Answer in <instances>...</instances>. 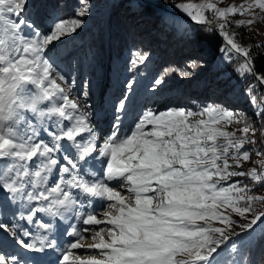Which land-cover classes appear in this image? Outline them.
<instances>
[{
	"label": "snow or ice",
	"instance_id": "snow-or-ice-1",
	"mask_svg": "<svg viewBox=\"0 0 264 264\" xmlns=\"http://www.w3.org/2000/svg\"><path fill=\"white\" fill-rule=\"evenodd\" d=\"M27 5L28 0H0V161H4L0 163V215L4 217L0 218V241H11L31 253L63 247L55 237L48 238L51 220L43 215L66 219L70 213L82 226L111 227L96 230L70 224L71 231L64 235L75 239L69 240L57 264H69L70 258L71 264H213L221 245L240 256H234L231 264H244L250 254L238 252L236 242H230L236 221L220 209L230 208L243 219L252 211V202L264 198L250 195L249 186H241L240 181L228 186H221V181L248 176L259 184L264 175H258L256 169L229 171V159L249 161V150L241 152V148L254 141L246 137L233 140L234 133L216 125L243 123L246 117L215 106L198 113L183 108L150 109L130 135H121V117L127 111L125 96L115 108L113 131L98 147L87 102L81 107L78 99L69 98L57 79L51 78L55 68L45 56L49 45L75 33L83 21L55 22L45 33L28 18L31 10ZM257 6L264 9V0H257ZM176 7L197 24L207 23L206 9L215 10L219 18L235 13L233 8L220 11L211 3ZM86 13L85 7L79 14ZM224 39L231 50L246 58L238 71L251 72L249 51L227 34ZM137 59L145 57L134 54L133 65ZM161 83L160 79L154 81L155 85ZM45 102L48 106L41 107ZM197 114H206L208 119L189 123V117ZM148 125L151 130L146 131ZM41 129L49 140L39 138ZM241 131L248 134L250 125ZM219 137L227 143H217ZM231 149L235 154L229 156ZM105 181L123 183L110 186ZM119 187L125 188L127 195L118 191ZM95 200L110 202L103 219L95 211H84ZM25 207L27 212L21 211ZM262 215L239 227L242 231L253 229L258 221L264 223ZM34 230L45 234L33 239ZM85 232L93 233L95 242L89 248L98 250L97 254L84 253L86 259L73 253L83 247ZM0 264H22V257L0 248ZM249 264L256 262L249 260Z\"/></svg>",
	"mask_w": 264,
	"mask_h": 264
},
{
	"label": "rangeland",
	"instance_id": "rangeland-1",
	"mask_svg": "<svg viewBox=\"0 0 264 264\" xmlns=\"http://www.w3.org/2000/svg\"><path fill=\"white\" fill-rule=\"evenodd\" d=\"M128 1L132 8L122 14L127 10L122 5L121 12L115 13L117 16L114 17L113 6L119 4L121 0H63L56 4L46 0H28L27 7L31 10L28 18L35 20L45 33L52 30L55 22L71 19L83 21L75 33L62 37L61 40L53 42L45 49V56L50 59V63L56 67L66 65L75 75L84 71L80 69L82 67L80 58L86 64V72L83 75L85 79H80L82 84L80 87L72 88L70 75H67L65 92L69 98L78 99L81 107L86 101L89 106L86 111L93 116L96 114L103 117L107 135L113 131L112 123L117 114L115 108L125 96L128 97V100L124 101L127 111L121 117L120 128V133L123 131L125 135H130L135 124L150 109L159 112L170 108H183L198 113L206 106H215L233 110L235 113L243 114L246 117L245 121L227 125L221 123L216 127L221 131L234 133L231 137L233 140L246 137L248 141H254V143H244L241 148V152L249 150V161L229 159V171L247 173L256 169L258 175H264V131H262L264 129V82H262L264 75L259 77L255 73L253 63L251 72H239L238 69L243 67L246 58L231 50V46L224 39V34H227L240 47L248 50L247 59L251 62L259 56H264V9L257 6V0H149L152 7L149 12L143 10L138 0ZM189 3L195 5L211 3L220 11L233 8L235 13L219 18L215 10L206 9L204 15L207 23L199 25L186 19L187 14L176 7ZM69 7L73 9L70 10ZM85 7L87 13L81 16L79 13ZM44 8L47 9L46 13ZM221 24L224 25L223 29L220 28ZM111 28L124 33L123 37L129 38V43L127 39L118 40L119 34L114 32L110 40L109 29ZM103 36L105 40L107 36L108 42L105 46ZM214 39L222 43L217 58L215 55L218 51L212 47ZM115 41L119 45L117 48L114 47L112 52L111 42ZM65 53L69 54L62 59ZM136 53L143 55L145 59L143 61L137 59L136 64L133 65L132 60ZM116 57L123 60L121 70H119L120 65L117 67ZM74 58L78 61L71 60ZM172 59L179 64L172 63ZM65 60H68L67 63L63 62ZM107 61L115 63L119 74L121 86L117 89L115 83L105 77L95 80L96 76L103 74ZM149 68L151 69L147 74L146 71ZM98 71L100 72L97 73ZM111 72L112 70H108V76ZM183 73H189V75H183ZM257 78L263 85L259 84ZM156 79H160L162 83L155 85ZM100 81L102 86L98 88ZM129 84L132 85L131 90L128 88ZM142 86H145L144 89ZM100 87L102 91L111 90V97L98 98ZM95 90H97L96 96H94ZM84 92L88 93L87 97L83 96ZM95 97L97 102H94ZM145 97H148L146 101L140 100L146 99ZM142 103H144L143 106ZM201 119L207 120L208 117L206 114L204 116L197 114L189 117L188 122L196 124ZM246 124L250 125L248 134L241 131ZM145 130H151V125H148ZM217 143L226 144L227 141L219 137ZM233 154L235 150L231 149L229 156ZM218 163L222 164L223 161ZM236 181H240L241 186L247 184L251 189L250 195L264 198V182L257 184L248 176L228 178L221 181V186H228ZM114 183L116 185L123 182L114 181ZM117 190L127 195L125 188L119 187ZM251 208L252 211L246 213V218L243 219L233 213L230 208L220 209L223 214L236 221L231 228L230 242H236L238 252L242 253H245L243 246L249 244L260 230L264 229V223L261 221L257 222V225H260H255L257 227L253 226V229L248 231H242L239 227L240 223H247L255 215L264 213V199L254 200ZM99 218L103 219V214L99 215ZM261 220L264 221V215L261 216ZM199 223L203 225V222ZM212 223L213 226L225 227L219 222ZM101 227L110 228L111 225L102 224ZM105 239H107L106 234ZM94 242L87 237L85 244L91 245ZM95 251L91 250L87 253L97 254L98 250L95 249ZM214 255L213 264H231L234 256L240 259V256L231 252L227 245H221L218 254Z\"/></svg>",
	"mask_w": 264,
	"mask_h": 264
},
{
	"label": "trees",
	"instance_id": "trees-1",
	"mask_svg": "<svg viewBox=\"0 0 264 264\" xmlns=\"http://www.w3.org/2000/svg\"><path fill=\"white\" fill-rule=\"evenodd\" d=\"M47 1L48 2L52 1V2L57 3L58 0H47ZM62 1L63 0H60V2H62ZM138 2L142 6L144 11L149 12L151 10L152 7H150V4L143 3L142 1H139V0H138ZM122 5H123L124 9H127L125 12H122V14L127 13L128 10H130L132 8L131 4L128 0H123V1L121 0V2H119V4L117 3L116 6L115 5L113 6L114 9L112 8L113 9L112 13H113L114 17L117 16V14H115V13L121 12V9H123ZM115 32H118V31H115ZM221 46H222V43L219 40L214 39L212 41V47L215 51H218V50L220 51ZM219 51L215 55L216 58L219 54ZM172 63L179 64V63H176V61L174 59H172ZM252 63H253V68H254L255 73L259 77H260V75H264V56H262V57L259 56L255 59H253ZM246 254H250V256L248 257V264H249V260L256 262V264H264V229L261 230L255 236L253 243L249 247L246 248Z\"/></svg>",
	"mask_w": 264,
	"mask_h": 264
},
{
	"label": "water",
	"instance_id": "water-1",
	"mask_svg": "<svg viewBox=\"0 0 264 264\" xmlns=\"http://www.w3.org/2000/svg\"><path fill=\"white\" fill-rule=\"evenodd\" d=\"M164 10L167 11L168 9L164 8ZM172 12L175 13V11H172ZM176 14H178V13H176ZM178 15H181V14H178ZM183 16H184V15H183ZM185 18L188 19V20L191 21V22H194V21H192V20H191L189 17H187V16H185ZM194 23L197 24L196 22H194ZM199 25H204V24H199ZM212 30L215 31L214 28H212ZM254 75H255V74H254ZM257 80H258V82H259L260 85H263L262 82H261L258 78H257Z\"/></svg>",
	"mask_w": 264,
	"mask_h": 264
},
{
	"label": "bare ground",
	"instance_id": "bare-ground-1",
	"mask_svg": "<svg viewBox=\"0 0 264 264\" xmlns=\"http://www.w3.org/2000/svg\"><path fill=\"white\" fill-rule=\"evenodd\" d=\"M82 248H84V247H82ZM82 248H81V249H76L75 251H78V252H79V251H82Z\"/></svg>",
	"mask_w": 264,
	"mask_h": 264
}]
</instances>
